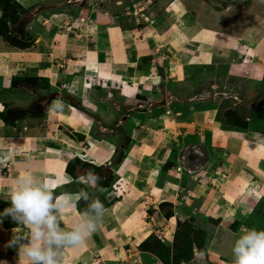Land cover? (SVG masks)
Here are the masks:
<instances>
[{"label": "crops", "instance_id": "0c3cea01", "mask_svg": "<svg viewBox=\"0 0 264 264\" xmlns=\"http://www.w3.org/2000/svg\"><path fill=\"white\" fill-rule=\"evenodd\" d=\"M132 2L133 13L126 17L128 23L136 26L139 22L134 14L141 10L142 4L137 6L136 0ZM202 5L208 11L206 21L196 15L194 9L186 8L180 2L173 3L171 7L166 5V17H173L174 22L162 36L157 34L151 38L138 32L135 35L142 34L143 38L132 37L129 40V36H133L131 29L120 30L105 13L99 12L96 16L97 25L91 31L98 45L97 52L84 54L82 74L79 75L81 79L72 77L70 81L75 93L82 91L85 97L82 98L83 103L92 100L90 91L93 84L102 82L106 86H113L129 111H132L130 108L138 97H148L150 100L161 96L162 82L175 98L187 99L182 103L170 101L162 111L147 118L141 116L144 114L141 110L124 117L125 123L139 121L145 128L142 132L138 131V147L143 155L136 164L134 160L126 158V153L134 143L133 133H137V130L130 131V141L121 161L111 166L117 149L114 142L109 139L103 142L92 140L90 133H84L89 130L86 118L76 114L75 108L70 105L62 104V110L50 111V117L79 129L84 135L83 142L76 145L70 138L33 137L32 134L20 137L19 120H15L13 125L4 123L1 114L28 104L19 95V88L12 86L11 79L24 65L19 63V50L2 52L0 49V172L5 168L12 178L9 186L0 185V192H10L19 175V162H30L28 173L46 180L52 189L65 184V190L56 196H68L73 201L72 207L60 216L62 228L68 230L83 213L76 211L78 191L71 190V186L67 188L76 180L66 173V163L76 155L83 158L81 161L86 158L91 165L111 166L114 187L110 191L113 196H107L106 190H99L105 212L98 230L77 250L65 248L62 264H88L95 256L106 261V264H117L115 260L121 257L122 253L118 251L121 246L113 250L116 247L113 239L128 234L130 241L137 246L150 228L171 238L177 222L187 218L195 223L201 222V225L196 223L197 226H202L209 219H219L212 234H219L223 238L224 243L218 248L224 249V252L219 253L229 256L232 255L234 238L228 233L236 232L229 231L228 225L233 220L247 218L253 206L264 197V186L261 184L264 181L263 125L253 130L232 131L223 129L224 124L215 121L221 110L243 108L251 98L263 93L264 0H257L258 12L252 18L248 9L243 11L247 13V20L242 16L235 20L234 17L240 13L236 9L226 12V8L220 12L211 4ZM169 13L171 16H168ZM215 17L218 23L224 20L229 27H221L215 22ZM52 18L55 22L60 20ZM161 23L158 22V26L161 27ZM158 37L168 39V43L163 45L157 42ZM162 45L171 51V56L166 53L164 56L154 54ZM146 57H153L155 64L138 69L136 65ZM34 58L31 64L34 66L29 71L33 75L40 60L39 56ZM47 77L53 85L57 74L49 70ZM89 79L92 81L89 82ZM107 89L111 91L110 87ZM240 103L242 106H239ZM173 112H176L175 116ZM182 114L190 116L191 124L187 123L186 127L179 120ZM179 176H185L186 180L180 183ZM166 202L173 207H176V202L180 203L181 207L177 208L180 210L164 219L159 216L160 213L153 212L147 219L152 223L144 221V211L148 205L154 208ZM183 208L184 211H181ZM17 232L27 235L28 230L23 226ZM12 234L0 224V261L26 264L15 248L6 246ZM123 243L124 240L122 247H126L127 244Z\"/></svg>", "mask_w": 264, "mask_h": 264}, {"label": "rangeland", "instance_id": "374dc122", "mask_svg": "<svg viewBox=\"0 0 264 264\" xmlns=\"http://www.w3.org/2000/svg\"><path fill=\"white\" fill-rule=\"evenodd\" d=\"M132 1L133 0H0V49L2 52L19 50V52H21V54H19V63L24 65L23 68L19 67V72H15L14 76L11 78L12 86L19 88V95L24 102L27 101L28 103L24 107L21 105L19 109H27L28 112L34 110L36 112V115L28 113L18 119L20 137H26L32 134L33 137L40 135L42 137L56 136L59 139L62 137L70 138L76 145L83 142L84 135H81L79 129L67 126L64 121L55 120V122L54 118L50 117L48 108L53 100L59 98L62 104L76 108L81 115H79L75 109L76 114L82 118H86L88 122L86 126L89 130L83 131L85 134L90 133L92 140L95 139L97 142H103L109 139L114 142L117 149L110 163L111 166L116 165L120 157L122 159L124 150H126L130 141V131L132 129L137 130V133H133L134 143H132L130 150L126 153V158L134 160V164L138 163L143 155L141 148L138 147L140 143V133L138 131L142 132L145 128L139 121H133V124L125 123L126 118L124 117H127L130 113L141 110L144 112L141 116L147 118L149 115H154L162 111L163 107L165 108L170 101L182 103L186 102L187 99L182 100L177 97L175 98L168 92L165 83L162 82L161 96L151 98L150 100L148 97H138L135 99L134 105L130 108L132 111H129V108L123 105V99L118 97L117 92L113 90V86H106V84L102 82L98 85L93 84L90 91V98L92 100L90 103L84 102V104L82 98L85 99V97L82 91L75 93L73 91L74 89L70 87V81L72 77L81 79L79 75L82 74L81 61L84 58V54L87 52H97L98 45L95 43L93 38L94 34L91 30L97 25L96 16L99 15V12L108 15L113 22L112 24L120 30H125L127 28L131 29L133 31V36H129V40H131L132 37L143 38V36L141 37L142 34H148L150 38L157 34L162 36L166 29L169 30L168 26L170 27L174 22L173 17H166L165 9L168 4V7H171L173 3L175 4L177 2L184 4L186 8L189 7L192 10L194 9L195 14L205 21L208 11L202 4H211L220 12H223L226 8H228L226 12H233L232 10L236 9L240 13L237 16L235 15V20H238L241 16L244 20L245 18L247 20L248 18L245 16L247 13L243 12L246 9H248L250 13L249 17L251 16V18L258 12L257 0H136L135 5L139 6L142 4L141 7L144 8V10L141 8V10L135 12L134 15L137 18V22H139V24L135 26L134 23L127 22V17L133 13L131 12V8L134 4ZM168 16H171L170 13ZM52 17L60 18V20L55 22ZM164 17H166L167 20ZM215 18V22L218 23V18ZM141 20L142 24L140 25ZM161 21L163 25L160 27L157 23ZM22 22H26L23 29V36L20 35L18 31V27ZM218 24L221 27H229V25L224 24V20ZM138 32L142 34L135 35V33ZM157 40V42H161L163 45L168 43V39L165 38L159 39L158 37ZM126 41L125 39V42ZM163 45L162 48H157L154 54H162L164 56L166 53L167 56L168 54L171 56V51H168L167 47H163ZM35 56H39L40 60L39 64L36 65L34 69L35 75H33L29 74V71L30 68L34 66L31 64ZM153 57L142 58L136 67L141 70L144 68V65L155 64V61L152 60ZM49 70L57 74V79L53 85L50 84L49 78L47 77ZM91 81L92 79H89V82ZM263 86L264 82L262 84V87ZM107 87H110L111 91H109ZM164 90L166 91L165 93ZM92 102L94 106H92ZM45 104H48L47 107L38 111V107ZM83 105L87 108H91V110L85 109ZM183 106L185 107L186 105L184 104ZM239 106H242V103H240ZM242 107L243 108L236 109L231 107L229 110H221V113L217 114L215 121L224 124L222 125L223 129H230L232 131L253 130L261 125L264 127V90L263 93L261 92V95H256L253 99L251 98L249 103L246 105L244 104ZM175 108L178 109L179 107L176 106ZM170 110L175 111L174 108ZM6 112L1 114V119L4 123L6 122L4 119ZM175 113L173 112V115ZM135 115L137 116V113H135ZM179 117L181 124L185 127L187 123L189 124L191 121L188 119L190 116L183 115ZM32 118L36 119L32 120ZM6 123L9 122L7 121ZM13 123L10 124L13 125ZM79 156L81 157V155ZM72 159H77L79 162L71 163L69 172L66 171L68 164L66 163L65 171L76 181L75 183L67 185V188L71 186V190L78 191V194L81 191H86L90 199H99L101 202L103 198L99 193L100 191L105 192L106 190L108 192V194H106L107 196H113L110 189L114 187V177L110 165H91L86 161V158L85 161H81L83 158L80 159L76 157V155ZM125 161L127 162V159ZM130 163L132 164V162ZM29 164L30 162L27 161L21 160L19 162V175L28 172L27 170L30 169L28 168ZM90 171L100 177L99 184L89 186L83 183L84 185H80L82 182L78 181V179ZM9 176L5 168H3L2 172H0V185L9 186L12 181V178ZM179 177L178 181L180 183L186 180L185 176ZM250 179L251 177L249 180ZM261 184L264 186V181ZM65 188V184H60L52 190L56 195L65 190ZM262 192V196H264V189ZM103 195L105 197V194ZM8 203L9 193L6 191L0 192V210L7 207ZM87 203L88 202L83 199H79L76 204V211L83 213L87 208ZM179 204L176 202V207H173V205L166 202L165 204L154 206V208H152V205H148L144 211V221L152 223L147 219L151 217L153 212L160 213L161 215L159 216L163 219L169 217L180 210H177V208L181 207ZM103 205L105 206L104 203ZM181 211H184V208ZM218 222L219 219L206 220L203 225L207 228H204L203 225L200 226L201 222H196L200 224L197 226L195 221L191 218L178 221L171 233V238L163 234H158L159 232L155 231V228H150L149 232L139 240L137 246H134L130 241L128 234L121 235V237H117V239H113L112 241L114 245H116L113 250L121 246L118 247V251L122 253L120 254L121 257L119 256L115 262L117 264H190L193 255L199 251H203L206 253V264H232L231 254L227 253L229 256H224V254L219 253L224 252V249L218 248V245L224 243L222 242L223 238L219 236V234H212V230L213 228H217ZM1 226L8 229L10 232H12L14 227L16 230L23 227V225H15L14 222L8 218H4ZM218 228L222 230L223 227ZM251 228H256L258 230L264 229V197L260 198L256 205L253 206L252 212L247 215V218H244L242 221L233 220L228 225L227 229L229 231L236 232L228 233V235L232 239H235L241 232ZM209 233H211V235ZM120 239L122 241H120ZM123 240V244H127L126 247H122ZM229 243H231V241ZM70 249L74 251L78 248ZM226 249L227 247H225V250ZM93 262L106 264V261L100 259L99 256H95L88 264H93Z\"/></svg>", "mask_w": 264, "mask_h": 264}, {"label": "clouds", "instance_id": "9594fccd", "mask_svg": "<svg viewBox=\"0 0 264 264\" xmlns=\"http://www.w3.org/2000/svg\"><path fill=\"white\" fill-rule=\"evenodd\" d=\"M59 98L53 100L49 111L62 110ZM80 181L89 186L98 185L100 177L88 172ZM78 199L87 203L83 214L72 227L64 230L60 216L72 207L68 196H56L50 184L28 172L14 180L9 192L8 206L0 210V224L10 218L15 225L26 226L27 235L19 234L15 227L7 247L15 248L26 264H62L65 248H79L98 230L105 209L99 199H90L88 192L81 191ZM232 264H264V229L251 228L241 232L233 241ZM0 264H7L0 261ZM190 264H206V253L193 255Z\"/></svg>", "mask_w": 264, "mask_h": 264}, {"label": "trees", "instance_id": "16d2710c", "mask_svg": "<svg viewBox=\"0 0 264 264\" xmlns=\"http://www.w3.org/2000/svg\"><path fill=\"white\" fill-rule=\"evenodd\" d=\"M25 23L26 22L20 23V25L18 27V31H19L20 35H22V36L24 34V30L23 29H24ZM77 112H78L79 115H81L78 110H77ZM28 113H30L32 115H36V112L34 110H30V112H28L27 109L26 110H24V109H14V110H7V112H6L7 115L5 114V118L4 119H5L6 122L8 121L9 123H13L15 120H18L19 118L23 117L24 115H26ZM77 161H78L77 159L70 160L68 162V164H67L66 171L69 172L70 171L69 166L71 165V163H74V162H77ZM119 161H121V157L118 159V162ZM8 219L11 220L10 218H8Z\"/></svg>", "mask_w": 264, "mask_h": 264}, {"label": "water", "instance_id": "95a60500", "mask_svg": "<svg viewBox=\"0 0 264 264\" xmlns=\"http://www.w3.org/2000/svg\"><path fill=\"white\" fill-rule=\"evenodd\" d=\"M47 105H48V104H45V105H43V106H41V107H38V111H41L42 109H45V108L47 107Z\"/></svg>", "mask_w": 264, "mask_h": 264}, {"label": "built area", "instance_id": "2783aa9c", "mask_svg": "<svg viewBox=\"0 0 264 264\" xmlns=\"http://www.w3.org/2000/svg\"><path fill=\"white\" fill-rule=\"evenodd\" d=\"M93 264H98V262H93Z\"/></svg>", "mask_w": 264, "mask_h": 264}]
</instances>
